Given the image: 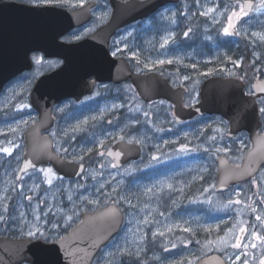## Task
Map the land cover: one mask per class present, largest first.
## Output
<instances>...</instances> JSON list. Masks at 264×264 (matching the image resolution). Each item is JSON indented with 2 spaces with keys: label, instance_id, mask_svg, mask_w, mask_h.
Segmentation results:
<instances>
[{
  "label": "rangeland",
  "instance_id": "374dc122",
  "mask_svg": "<svg viewBox=\"0 0 264 264\" xmlns=\"http://www.w3.org/2000/svg\"><path fill=\"white\" fill-rule=\"evenodd\" d=\"M236 6L237 1L229 0H181L131 26L120 39L137 69L160 71L174 85H187L185 103L194 104L206 77L217 72L235 75L234 61H240L241 69L243 58L237 55L242 44L251 46L255 62H263L257 68L264 67V41L252 35L264 34V14H250L236 22L238 34H223ZM209 8L215 10L202 15ZM161 60L165 63L160 64ZM35 75L19 79L0 97V148L13 149L11 154L0 152V206L10 205L12 193L16 194V219L26 231L37 224L57 235L62 226H73L81 211H95L114 201L126 212V223L113 246L94 264H191L213 251L223 253L231 264L260 262L264 243L255 240L252 232L264 236V167L251 182L225 192L215 190L217 158L226 154L239 164L251 146L248 134L229 138V122L220 114L178 123L168 100L144 103L130 83L105 86L80 106L75 102L63 106L65 142L59 149L71 160L89 162L82 177L69 179L59 176L52 166H44L40 169H52L49 176L38 169L18 180L14 154L21 153L23 146L14 137H19V128L27 120L21 115L29 110L26 95ZM248 92H253L251 83ZM128 104L131 109L126 115L115 113L117 117L109 121L112 112ZM260 104L264 108V99ZM72 105L81 109L71 111ZM74 111L79 112L75 115ZM78 133L88 134L87 139L70 142ZM121 137L144 146L142 161L126 169L113 167L105 153ZM242 227L247 230L242 247L234 248Z\"/></svg>",
  "mask_w": 264,
  "mask_h": 264
},
{
  "label": "water",
  "instance_id": "95a60500",
  "mask_svg": "<svg viewBox=\"0 0 264 264\" xmlns=\"http://www.w3.org/2000/svg\"><path fill=\"white\" fill-rule=\"evenodd\" d=\"M179 1L129 0L115 4L114 16L103 27L104 31H99L80 43L66 46L59 41L66 29L64 25L49 21L39 24L37 21L39 17L48 14L58 16L64 11L56 7H37L0 0V91L18 74L31 69L32 51L43 50L48 55H61L63 50H75L73 55L64 54L65 64L43 74L35 83L32 101L41 117L25 131L23 167L28 161L35 167L52 163L70 179L82 176L86 170L84 162L59 155L54 150L52 139L48 135H40L54 123L52 108L68 98L81 99L83 95L91 93L96 81L120 83L130 79L144 101L164 98L172 102L178 122L206 114H220L229 121L228 137L233 138L243 131L248 133L252 146L240 164L233 163L226 154L217 158L216 191L225 192L233 185L252 180L260 172L264 166V131L261 130L263 121L260 112V99L264 98V91L259 89L264 88V78H257L253 83L254 92L249 93L247 84L241 77L209 76L200 86L198 102L186 106L184 100L187 88L174 86L170 77L163 73L156 70L143 73L133 71L125 57L113 59L101 46L96 52H91L93 41L102 36L110 37L119 27L148 17L168 3ZM253 2L256 3L257 0ZM22 11L29 13L28 22L16 21ZM91 76L95 80L89 81ZM117 152L120 153L119 156L114 155ZM141 153L139 144H129L125 140L117 141L106 151L117 167L123 166L132 158L140 157ZM29 169L32 167L27 170ZM110 209L117 210L115 215L110 213ZM125 220L124 210L112 202L96 211H84L80 221L62 237V241L55 240L56 243L48 242L43 247H36L27 238L2 236L0 264H92L101 248L120 233ZM245 232L240 233V238L244 237ZM196 264L229 263L222 254L213 252Z\"/></svg>",
  "mask_w": 264,
  "mask_h": 264
},
{
  "label": "flooded vegetation",
  "instance_id": "af4514ba",
  "mask_svg": "<svg viewBox=\"0 0 264 264\" xmlns=\"http://www.w3.org/2000/svg\"><path fill=\"white\" fill-rule=\"evenodd\" d=\"M8 1H12L14 3L23 4V5L37 6V7H56V8L61 9L62 11H64L63 13L59 14L58 16H55L56 14L55 15L48 14V15H45L43 17H39V18H37V21H39V24L44 23V21H49V22H59L60 24L64 25L66 29H65L64 33L61 35V37L59 38V41H60V43L66 44V46H68V45H73L75 43H80V42L88 39L92 35L98 33L99 31H104L103 27L108 25L114 16L115 4L126 3L129 0H86L83 7H74L73 6L74 4H76L78 2V0H64V2H62L60 4L49 3V4H43V5L31 4V3H29V0H8ZM177 4L178 3H168L164 7H161L159 10H157L156 12L151 13L149 17L134 21L132 23H127L126 25L119 27L112 35H110V37H107V36L103 37L102 36L101 39H97V40L93 41L91 52H96L98 50V48L101 46L107 52V54L110 55V57H112L113 59L118 58V57H125L126 59H128L133 71L146 72V71H141L140 69H137L135 67V65L132 63V60L130 59L129 50L124 47V43H125L124 39L121 40L120 38L123 37V34L131 26H133L137 23H143L144 21L148 20L149 18H152L153 16H155L157 13L162 11L164 8L170 7V6H175ZM29 16H30L29 13L26 11L19 12L18 17L16 18V21L28 22ZM117 49H121V51H117ZM74 52H75V50H71L69 52L63 50L60 53L61 55H48L43 50L32 51L30 53V59H31V63H32L31 69H27V70L23 71L22 73L17 75L15 78L10 80L5 85L3 90L0 92V97H1L6 92H8L10 90V88L13 87L14 83L17 82L19 79L26 77L29 74H32V75L36 74L32 78L31 86L29 88L28 94L26 95V102L29 103V110L25 114L21 115V116H26L27 120H25V123L19 128V131H20L19 137H17V138H16V136L14 137L16 139V142L23 146L21 153L18 152L17 154H14V156H15L14 159L16 162L15 166L17 167V178H18V180H21L26 174L32 173L33 171L38 170L44 166H52V169L59 176H64L57 170V168L52 163L39 165L38 167L29 169L26 172H23L22 174H20V169H22V167H23L24 150H25V146H26L25 131L28 128H30L31 126H33L34 124H36L40 120V117H41L40 112L35 107V105L32 101V93H33L35 83H36L37 79L40 76H42L43 74L48 73V72H50L56 68H59L61 65L65 64L66 59H65L64 54L67 53V56H68V55H73ZM112 52H117V54L115 56H113ZM48 66H50V67L48 68ZM161 73H163V72H161ZM163 74L165 76H167L165 73H163ZM92 80H95L94 76H91L89 78V81H92ZM124 83H130L133 86L138 98L141 99L144 103H146L140 97V94L137 91L136 87L131 83V81L129 79L122 81L120 83H115L113 81H96L93 91L91 93H87V94L83 95L81 99H76V98L72 97V98H68L66 100H63L60 103L55 104L52 108V116L54 117V123L51 125L49 130L42 131L40 135H48L52 139V142L54 145V150L59 155L68 158L59 149L60 148L59 145L65 142L64 133L62 130L63 125H64V121H65V116H66V110L63 108L65 103L75 102L78 104L77 106H80L81 103H84L90 97L94 96V94L98 90H100L101 88H103L105 86H107V87L108 86H120ZM176 86H178V85H176ZM185 87L187 88V92H188L187 85H185ZM157 100H160V99H157ZM152 102H155V100ZM77 106L72 105L70 107V110L72 111L75 109H81L80 107H77ZM89 107H90V105L88 106V108ZM130 109H131V107L129 104L123 105L118 110H115L114 112H112L114 114H112V116H111L112 119L110 118L109 121H112L113 119H115L117 117V115L115 113H123L126 115V113H128L130 111ZM78 112L79 111H74L75 115L78 114ZM113 115H115V118L113 117ZM122 117H123V115H122ZM190 120H192V119H190ZM187 121H189V120L181 122V124H183ZM86 137H88V134L82 135V133H78V134L72 136V138L70 139V142H73L74 144L81 143V142H83V140L85 141L87 139ZM120 140L129 141L130 139H127V138L118 139L115 142H113L112 144H114ZM133 143H136V141H133ZM136 144H139L141 146V149H142V153H141L140 157L130 159L121 167H117L114 160L110 156H108L107 154L106 155H107L108 159L113 163V165H115L116 168H118V169L129 168V167H131V165L138 164L139 162H141L142 158L144 156V146L140 143H136ZM84 163L86 164V170H87L89 162L84 161ZM256 196H258V194H256ZM42 199H43V197H42ZM10 201H11L10 205L7 206L8 212L5 214V218L8 222L6 224L0 223V230H2V232L0 233V237L7 236L10 238H27L26 235H22V230L24 233L27 232L26 226H24V228H23V224L21 222L17 221V219H16V217H18V215H17L18 214L17 205L19 204L18 196L16 194L12 193V198L10 199ZM111 202H114V201H111ZM258 205L259 204L257 202V208H258ZM97 209H99V208H97ZM2 210H3V207L0 206V212H2ZM84 211H94V210H83V211H81L79 219L77 221H75L74 225H76V223H78L80 221L81 215ZM125 214H126V212H125ZM30 215H31V213H30ZM126 218H127V215H126ZM19 226H21V227H19ZM73 226H71L70 228H66L65 226H62L57 235H52L53 230L48 228V226L44 227V230L51 233L52 240H58L61 237L66 236V234L70 231V229ZM42 229H43V227H42ZM121 233L122 232L117 234L113 239H111V241H109V243H107L106 245H104L101 248V250L98 253L94 262L101 255H105L106 250L113 246V243L115 242L117 237H119L121 235ZM238 237H239L240 243L242 245L245 236L240 238V233H239ZM49 242H52V241L50 240ZM153 251L154 250H151L150 252H153ZM222 255L226 258V256L223 253H222ZM202 257L203 256H201L197 260H194L191 264H196ZM94 262H93V264H94ZM228 262H229V260H228ZM22 264H31V263L24 262ZM229 264H231V263L229 262ZM248 264H252V263L249 262ZM257 264H259V262Z\"/></svg>",
  "mask_w": 264,
  "mask_h": 264
},
{
  "label": "snow or ice",
  "instance_id": "6c2138e0",
  "mask_svg": "<svg viewBox=\"0 0 264 264\" xmlns=\"http://www.w3.org/2000/svg\"><path fill=\"white\" fill-rule=\"evenodd\" d=\"M64 2V0H29V3L31 4H36V5H43V4H49V3H56V4H60ZM86 0H78V2L76 4H74V7H83L85 4ZM238 8V10H237ZM215 9L214 8H209L207 10V12L202 13V15L207 16L208 13L213 12ZM264 14V0H258V2L254 3L253 0H244L243 3H240L239 0H237V6L235 8H233L232 12L230 13V15L228 16V23L227 25L223 28V34L228 36V35H233V34H238L235 32L236 29V22L241 21L243 18L248 17L250 14ZM231 30V31H230ZM188 32H185L184 35L188 36ZM253 36H257L261 41H264V34L261 33H252ZM165 43H167V40H165ZM125 47H127L125 45ZM117 51H121V49H117ZM117 54V52H112V55L115 56ZM133 56H135V54H133ZM39 62V61H38ZM160 64L165 63V61L161 60L159 61ZM168 63H172V61H168ZM234 64H236L237 67L240 66V61H234ZM193 67H195V65H193ZM211 73V70L209 72V74ZM185 80L189 79L188 77H184ZM260 91H264V88L259 89ZM194 102H195V98H194ZM188 106V105H186ZM20 107H25L24 105H21ZM261 113H264V108L260 109ZM121 139H123V137H121ZM103 142L101 141V144ZM129 144L133 143V140H129L128 141ZM136 143H140V141H136ZM186 146H182V149L185 148ZM12 148L10 147H4V148H0V152H3L5 154H11L12 153ZM91 151V149H89V152ZM110 155H113V153H109ZM101 156H103V153H100ZM114 155L119 156L120 153H114ZM153 159H156V157H153ZM29 167L35 168V165L32 164L31 161H28L25 163L24 167L22 169H20L21 172H26L27 169ZM113 167H115V165H113ZM39 171L43 172L45 176H49V173H52V169H40ZM54 175V174H53ZM47 182L49 184L52 183V179L49 177ZM169 188L172 187L171 184L167 185ZM149 192L151 191V189L148 190ZM29 200H31V197H28ZM69 199H71L69 197ZM229 203H232V201H230ZM235 203L239 204L241 203V201L237 200L235 201ZM111 214L115 215L116 213V209H110L109 210ZM253 211H255V209H253ZM8 212V208L5 205L3 207L2 212H0V223H7L8 221L5 218V214ZM21 218L24 217V213H20ZM36 219L38 220L39 217H36ZM69 219H71V217H69ZM257 220H261L260 216L256 217ZM56 225H53V228H55ZM185 231H190V229H184ZM246 231V228H240V232L243 233ZM161 236L164 235V233H159ZM22 235H26L27 239L31 242H34V246L36 247H43L45 244H47L50 240L53 243H56L57 241L52 240V235L51 233L47 232L46 230L42 229L41 227H39L37 224H33L29 226V230L24 233L22 230ZM156 233H153V236H155ZM252 237H254L255 240H259L262 243H264V236L258 234L257 232H252ZM60 240L62 241L63 238L61 237ZM173 247H175V245H173ZM232 247L234 248H240L242 247L239 237L237 238V242L235 244L232 245ZM244 247H247V245H244ZM251 247L255 248L256 244L253 243L251 245ZM120 251L122 252H126V249H121ZM137 256H139V253H136ZM237 260L240 259L239 256L236 257ZM244 264H248V261L245 260ZM259 264H264V257H262L260 259Z\"/></svg>",
  "mask_w": 264,
  "mask_h": 264
},
{
  "label": "trees",
  "instance_id": "16d2710c",
  "mask_svg": "<svg viewBox=\"0 0 264 264\" xmlns=\"http://www.w3.org/2000/svg\"><path fill=\"white\" fill-rule=\"evenodd\" d=\"M237 56L243 58L242 64L244 65H242L241 69L240 66L238 67L235 75L242 76L248 83L252 82L256 76L264 75V67L257 68V66L262 65L263 62H260V60L257 62L254 61L253 49L249 44H242V52L238 53ZM217 73L220 74L219 72Z\"/></svg>",
  "mask_w": 264,
  "mask_h": 264
}]
</instances>
